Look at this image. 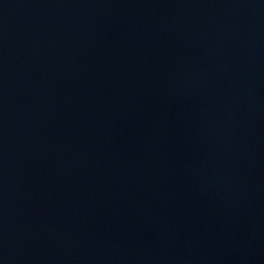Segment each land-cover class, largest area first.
<instances>
[{"label": "water", "instance_id": "95a60500", "mask_svg": "<svg viewBox=\"0 0 264 264\" xmlns=\"http://www.w3.org/2000/svg\"><path fill=\"white\" fill-rule=\"evenodd\" d=\"M0 264H264V0H110L0 172Z\"/></svg>", "mask_w": 264, "mask_h": 264}]
</instances>
